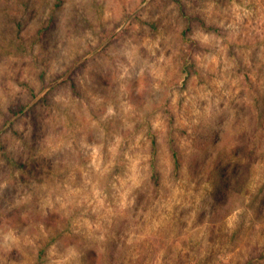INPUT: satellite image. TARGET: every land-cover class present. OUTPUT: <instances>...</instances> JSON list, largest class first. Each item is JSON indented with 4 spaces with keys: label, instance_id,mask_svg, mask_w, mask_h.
Masks as SVG:
<instances>
[{
    "label": "rangeland",
    "instance_id": "1",
    "mask_svg": "<svg viewBox=\"0 0 264 264\" xmlns=\"http://www.w3.org/2000/svg\"><path fill=\"white\" fill-rule=\"evenodd\" d=\"M0 264H264V0H0Z\"/></svg>",
    "mask_w": 264,
    "mask_h": 264
},
{
    "label": "trees",
    "instance_id": "2",
    "mask_svg": "<svg viewBox=\"0 0 264 264\" xmlns=\"http://www.w3.org/2000/svg\"><path fill=\"white\" fill-rule=\"evenodd\" d=\"M85 58H82V59H80V60H78L76 63H75V65L61 78V83L62 82H65L67 79H69V77L71 76V74L74 72V70H75V68L79 65V64H81L82 62H83V60H84ZM50 87H52V86H50ZM173 157H176V155H175V153H173Z\"/></svg>",
    "mask_w": 264,
    "mask_h": 264
}]
</instances>
